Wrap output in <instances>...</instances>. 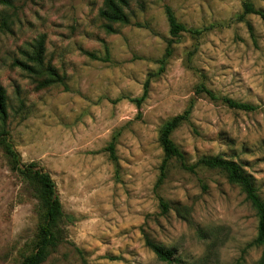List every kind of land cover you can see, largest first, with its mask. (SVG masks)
I'll list each match as a JSON object with an SVG mask.
<instances>
[{
    "label": "rangeland",
    "instance_id": "obj_1",
    "mask_svg": "<svg viewBox=\"0 0 264 264\" xmlns=\"http://www.w3.org/2000/svg\"><path fill=\"white\" fill-rule=\"evenodd\" d=\"M243 1L264 10V0H127L129 22L107 32L104 0H0L9 140L22 163L50 174L65 214L61 242L42 264H235L241 256L242 264H257L260 247H247L255 212L223 172H188L171 160L155 187L159 127L193 99L189 120L171 136L187 162L232 159L264 199V20L252 13L240 20ZM165 5L189 27L213 26L198 38L182 34L159 71L170 38ZM42 34L45 60L64 84L37 89L14 61ZM148 75L138 109L130 98L140 96ZM201 82L255 109L196 94ZM114 136L116 166L105 150ZM37 207L32 186L0 148V264H17L30 251ZM146 237L179 262L157 258Z\"/></svg>",
    "mask_w": 264,
    "mask_h": 264
},
{
    "label": "trees",
    "instance_id": "obj_2",
    "mask_svg": "<svg viewBox=\"0 0 264 264\" xmlns=\"http://www.w3.org/2000/svg\"><path fill=\"white\" fill-rule=\"evenodd\" d=\"M127 0H104L103 6L99 10V16L104 20L103 27L107 32H113L112 23H128V15L125 11ZM242 12L239 19H243L246 14L252 13L259 15L264 20V10L254 7L252 2L243 1ZM164 13L168 24V33L170 38L167 40V47L162 58L159 59L161 71L164 67L166 59L171 54V45L184 33L189 34L193 38H198L204 32L208 31L213 25L203 28H193L180 22L175 16L174 11L168 5L164 6ZM2 21H6L3 18ZM4 23V22H3ZM24 59L15 60V64L32 78L37 89L49 87L57 84H64V76L59 73L58 69L45 60V36L39 35L33 42L29 43V49L23 52ZM189 59V58H188ZM158 74V72H156ZM153 76V74H150ZM150 75H148L143 83L140 96L130 98L139 109L142 102L147 98L149 92ZM196 94H205L212 100H221L228 107L233 109L250 111L254 110L252 104L238 101L227 96L215 95L204 83H198L195 87ZM193 108V99L189 101L187 106L178 114L165 120L158 130V143L162 150V159L159 165V174L155 182L158 188L166 178L168 164L174 160L178 167L184 171L194 172L197 167L208 169H217L223 172L227 180L238 185L245 195V199L250 203L257 218L256 235L253 240L247 244V247H260L261 253L257 264H264V199L261 198L253 180L243 167L236 161L226 158L220 154L204 155L197 159L194 163H188L184 152L173 141L172 133L182 123L189 120ZM8 118L7 97L5 89L0 85V148L3 150L9 168L16 172L24 181L28 182L38 200L39 221L35 230L30 251L22 256L17 264H42L51 251L61 242V223L65 218L61 201L56 192L55 182L50 174L44 171L35 161L22 163L18 152L9 140V133L6 128ZM116 136L109 141L106 151L109 153L110 160L117 165V157L115 154ZM162 208L166 209L167 204L160 201ZM145 243L151 251L155 253L157 258L167 263L178 261L173 257L170 249L163 245L145 238ZM235 264H242V256L239 257Z\"/></svg>",
    "mask_w": 264,
    "mask_h": 264
}]
</instances>
